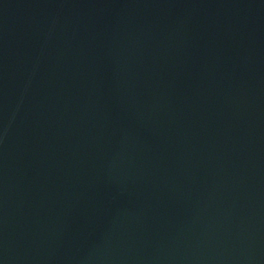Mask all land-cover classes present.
<instances>
[{
	"label": "water",
	"instance_id": "95a60500",
	"mask_svg": "<svg viewBox=\"0 0 264 264\" xmlns=\"http://www.w3.org/2000/svg\"><path fill=\"white\" fill-rule=\"evenodd\" d=\"M0 264H264V0H0Z\"/></svg>",
	"mask_w": 264,
	"mask_h": 264
}]
</instances>
